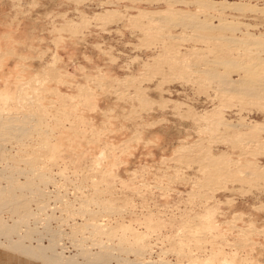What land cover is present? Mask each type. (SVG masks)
<instances>
[{"label":"rangeland","instance_id":"1","mask_svg":"<svg viewBox=\"0 0 264 264\" xmlns=\"http://www.w3.org/2000/svg\"><path fill=\"white\" fill-rule=\"evenodd\" d=\"M206 1L246 7L0 0V222L14 227L12 240L45 245L59 264H264V101L199 81L203 60L227 59L228 49L210 53L191 27L230 22L239 46L228 43V72L213 69L264 88V53L252 70L238 53L246 33L264 40V0ZM213 107L241 120L240 138L261 137L242 158L244 181H227L219 160L238 151L207 144ZM25 256L0 247V264L42 263Z\"/></svg>","mask_w":264,"mask_h":264},{"label":"bare ground","instance_id":"2","mask_svg":"<svg viewBox=\"0 0 264 264\" xmlns=\"http://www.w3.org/2000/svg\"><path fill=\"white\" fill-rule=\"evenodd\" d=\"M196 2V1H195ZM196 5H198L199 6V8H200V10L202 9V10H214V12L217 10V11H222V9L224 10V9H226L227 7H229V8H231V9H237V10H242L243 8H245L246 7V5L245 4H242V3H237V2H214V1H199V0H197V4ZM198 8V9H199ZM258 8H256V7H254V10H257ZM199 10V11H200ZM182 13V12H181ZM185 13V12H184ZM204 13V12H203ZM188 14V13H187ZM187 14H185V15H187ZM190 14V13H189ZM220 14V13H219ZM218 14V12H217V15H219ZM161 15V14H160ZM194 15V14H193ZM193 15L191 16V17H193ZM147 16V15H146ZM188 16V15H187ZM152 17V16H151ZM154 17V16H153ZM191 17L189 18V19H191ZM148 18H150V16L148 17ZM211 18V17H210ZM222 19L223 18H221L220 17V20H219V22L216 24V25H210V23H207V24H209L208 26H207V28L205 29L203 26H201V25H204L203 23H205V22H207V20L205 21V22H203L202 20V22L200 23V22H198V21H194L193 20V24L192 25H194V22H196V23H200L201 25L200 26H198V25H196V26H198V27H196V26H191L194 30L193 31H196V30H198V31H200V30H202V32H198L197 31V33L195 32V35H196V38L198 37V38H200V39H202L203 41H205V42H207L208 43V46H210V42H212V46L209 48V52L211 53H216V50L217 51H220L221 49H228V51H224V52H226V55H228L227 56V59H221L220 61H210L209 59H205V60H203V61H205V63L204 64H206V65H208V67H209V69H208V67L206 68L207 70H205L204 71V69H202V71L200 72L201 73V75L199 74V76H198V78H199V81L200 80H203V77L202 76H204V78H208L207 80H210V79H214V80H216L215 82H219L223 87H224V89L226 88L227 90H228V92L230 91V92H232V91H234L233 92V94H231V96L233 97V95L234 96H238V98H240L241 100H243V96H252L250 99L251 100H253L254 98H257V97H262V99H263V101H264V88H259V87H261V86H258V83L260 82V81H258V80H253V81H245V80H243V79H241V76H240V78L239 79H235V80H237V81H227V78L224 76V75H222L220 72H217L218 70H214L213 69V67H215L216 65H218V66H221V65H223V68H226L225 70H226V72H228V70H227V68H228V66L227 65H230V59H228V57L230 58V54H231V52L229 53V48H228V45L231 43V44H235V47H238V46H236V43H234V41H235V37H233V35H231V33L230 34H228V32H226L227 30H229V28L230 29H234V28H231V27H234V26H231L230 25V22L229 23H227L226 22V20H223L222 21ZM225 19V18H224ZM150 20H152V18L150 19ZM211 20V19H210ZM190 21H192V19L190 20ZM189 21V22H190ZM160 22V21H159ZM186 23V22H185ZM150 24H151V22H150ZM150 24H149V26H150ZM180 24V23H179ZM188 24V23H187ZM186 24V25H187ZM206 24V23H205ZM152 25V24H151ZM181 25V24H180ZM191 25V24H190ZM179 26V25H178ZM182 27H185V25L183 24V26ZM187 27V26H186ZM185 27V28H186ZM189 27V26H188ZM190 27V28H191ZM197 29H196V28ZM246 27V26H245ZM150 28V27H149ZM203 28L205 29V31H203ZM218 29V30H216L215 31V29ZM231 31V30H230ZM218 34H217V33ZM154 36V35H153ZM194 36V35H193ZM246 38L245 39H242L243 41H244V49H242V47L243 46H241V49L240 50H242V51H240V52H238L240 55H241V59L243 58V60H246V62L248 63L249 62V65L248 64H246V67L245 68H247L248 66V68H250L251 70H252V67H253V65H254V63H253V65H251L252 67H250V63H252V60L253 61H256V59L258 58V56L260 55L258 52H262V53H264V48H261V47H259L260 46V44H259V41H263L264 42V40L263 39H259L258 40V42H257V38L255 39V38H252L251 37V35L250 34H247L246 33ZM156 37V36H155ZM150 38H151V36H150ZM241 38V37H240ZM255 39L256 41L255 42H257V44L256 45H258V46H255V45H253L252 44V42H251V40L252 39ZM218 39V40H217ZM236 40H238V39H236ZM242 40H239V41H242ZM238 41V42H239ZM179 42V41H178ZM202 42V41H201ZM235 42H237V41H235ZM254 42V43H255ZM203 43V42H202ZM229 43V44H228ZM242 43V42H241ZM240 42L238 43V44H241ZM184 44V43H183ZM253 45V46H252ZM230 46V45H229ZM191 48V47H190ZM194 48V47H193ZM204 48V47H203ZM207 48V47H206ZM192 49V48H191ZM195 49V48H194ZM234 49V48H233ZM180 50V49H179ZM193 50V49H192ZM192 50H189V53H190V51H192ZM235 50H236V48H235ZM194 52H195V50H194ZM237 52V51H236ZM191 53H193V52H191ZM233 54H235V52L233 53ZM232 54V55H233ZM259 54V55H258ZM193 55H195V53H193ZM236 55H237V53H236ZM207 57V56H206ZM234 57H235V55H234ZM203 58V57H202ZM239 59H240V57H238ZM185 59V58H184ZM204 59V58H203ZM238 59V60H239ZM240 59V60H241ZM186 60V59H185ZM212 60V59H211ZM251 61V62H250ZM188 62V61H187ZM246 62H243L244 64L246 63ZM192 63H194V62H192ZM242 63V62H241ZM242 63V64H243ZM187 64V63H186ZM196 64H197V62H196ZM213 64H214V66H213ZM241 64V65H242ZM182 65H185V64H182ZM191 65V64H190ZM203 65V64H202ZM239 65V64H238ZM225 66V67H224ZM237 66V65H236ZM184 67V66H183ZM185 67H186V65H185ZM242 67V66H241ZM241 67H240V69H241ZM189 68H191V67H189ZM218 68V67H217ZM244 68V69H245ZM216 69V68H215ZM243 69V68H242ZM250 69H248L249 71H250ZM196 70V69H195ZM198 71H199V69H197ZM247 70V69H246ZM186 71V70H185ZM224 71V70H223ZM243 71V70H242ZM195 72V71H194ZM193 72V73H194ZM244 72L246 73V71L244 70ZM184 73V72H183ZM186 73V72H185ZM225 73V72H224ZM192 74V73H191ZM222 76H224V77H221V75ZM186 76V75H185ZM194 76V75H193ZM202 78H201V77ZM182 77V76H181ZM192 77V76H191ZM196 78H197V76H195ZM198 78H197V81H198ZM201 78V79H200ZM226 78V79H225ZM182 79V78H181ZM194 79V82H196L195 80V78H193ZM192 80V79H191ZM205 81H206V79H204ZM255 81H257V82H255ZM190 82H193V81H190ZM232 82V83H231ZM263 81H261V83H262ZM201 82H199L198 84H200ZM205 83V82H204ZM210 83V82H209ZM260 83V84H261ZM264 83V82H263ZM192 84H194V83H192ZM197 84V85H198ZM195 85H196V83H195ZM205 85V84H204ZM199 86V85H198ZM206 86V85H205ZM213 86V85H212ZM200 88H205L204 86L202 87V85L201 86H199ZM210 87H211V85H210ZM215 87V86H214ZM222 87V88H223ZM263 87V86H262ZM207 89H209V87L207 88ZM226 90V91H227ZM213 91V90H212ZM211 94V93H210ZM228 95H230V94H228ZM208 96V95H207ZM210 96V95H209ZM230 96V97H231ZM237 96H236V98H237ZM226 97V96H225ZM254 97V98H253ZM253 98V99H252ZM213 99V98H212ZM245 99V98H244ZM246 99H247V97H246ZM209 100V99H208ZM230 100V99H229ZM240 100V101H241ZM248 100V99H247ZM255 100V99H254ZM253 100V101H254ZM261 100V99H260ZM219 101V100H218ZM225 102V101H224ZM228 102H231V101H228ZM228 102H227V104H228ZM245 102H247V101H245ZM244 102V103H245ZM251 103H252V101H251ZM224 104V103H223ZM231 104V103H230ZM233 104V103H232ZM262 104L264 105V102H262ZM180 105V104H179ZM229 105V104H228ZM228 105H226L227 107H228ZM239 105H241V104H239ZM251 106V105H250ZM224 107H225V105H224ZM239 107V106H238ZM241 107L242 106H240V110H238V111H242V109L244 108H242L241 109ZM264 107V106H263ZM216 108L217 107H213V109L211 110V112H209V113H205V115L206 114H208V116L207 117H209V118H207V119H210V120H208L209 122H211V124L208 122V126L209 127H205V125H204V128H208V129H210V130H205L204 128H203V130H205L206 132L208 131H210V132H212V131H215V133L214 132H212L213 134L211 135V138H212V140H211V142L209 143V142H207V144H210V146H211V144H212V146H214L213 144L215 143V144H221V145H225L226 147L225 148H229L230 150L232 149V152H233V149H235L236 151H238V154L239 155H241V156H237L236 155V157H237V159H234V157H235V155L234 156H231V154H230V156L231 157H233V158H230L229 156V162H227L226 160L228 159H226L225 161L223 160L222 161V157H223V154L222 155H220L219 154V156H222L221 158H219V157H217L216 156V158L215 157H213V160H212V163L213 162H215V160L217 161L218 159L217 158H219V160H221L220 161V163L222 162L223 163V169L225 170L224 171V174H225V177H226V179H227V181H231V183L233 182V183H235V181L236 182H238L237 180H243V178L242 177H244V175H245V178H247L246 176L248 175L247 174V171H245L246 170V167L248 166H250V164L249 163H246V158L248 157L247 156V154H249L250 153V155L252 154V152L253 151H255V150H251L253 147H252V145H254L255 144V148H257L256 147V145H258L260 142H261V137L260 136H258V134L257 135H252L251 133H249V131H247V132H244V133H246V138H240V136L239 135H237V133L239 134V131H237L238 129H241L243 126H242V124H241V120L239 121V118H238V121H232L231 119H226V118H224V117H222V115H221V113L219 112V111H217V110H219V109H217L216 110ZM221 109V108H220ZM239 112V113H240ZM220 113V114H219ZM238 114V113H237ZM178 116V115H177ZM240 116H242V115H240ZM199 118V117H198ZM203 118H205V116L203 117ZM202 118V119H203ZM227 118H228V116H227ZM240 119H242V117L240 118ZM196 120V119H195ZM198 121V120H197ZM196 122V121H195ZM205 122V121H204ZM207 122V121H206ZM198 123V122H197ZM179 124V123H178ZM207 124V123H206ZM211 126H210V125ZM182 127V126H181ZM239 127V128H238ZM238 128V129H237ZM198 129H199V127H198ZM237 129V130H236ZM258 129H260V128H258ZM264 129V128H263ZM199 130H202V129H199ZM202 130V131H203ZM205 131H203V132H201L200 131V133H201V135L203 134V135H205L206 136V134L208 133H205ZM260 131H261V129H260ZM260 131H258V133L260 132ZM262 131H264V130H262ZM230 132H234V133H236V134H234V136H232V138L231 137H229V136H227V134L228 133H230ZM241 133H243V132H241ZM210 133H208L207 134V138H208V136H210L209 135ZM228 135H231V134H228ZM233 135V134H232ZM252 135V136H251ZM243 136V135H242ZM201 139V138H200ZM210 138H208V140H209ZM206 140V139H205ZM199 141H198V139H197V141H196V143H198ZM256 143H258V144H256ZM264 143V142H263ZM262 143V144H263ZM198 146H199V144H197ZM218 146V145H217ZM251 148V149H250ZM254 149V148H253ZM215 150V149H214ZM220 150V149H219ZM234 150V151H235ZM235 151V152H236ZM257 151H258V149H257ZM213 152V151H212ZM211 152V153H212ZM224 153V152H223ZM231 153V152H230ZM255 153V152H254ZM253 153V154H254ZM214 154V153H213ZM216 154V153H215ZM224 154H226V153H224ZM227 155V154H226ZM208 157H210V155L208 156ZM235 157V158H236ZM205 158V157H204ZM207 158V157H206ZM246 159V160H243V159ZM254 158V157H253ZM202 159V158H201ZM223 159H224V157H223ZM210 160V159H209ZM209 160H208V162H209ZM218 162V161H217ZM242 162H245V163H242ZM211 163V161H210V163L208 164V165H211L212 164ZM216 163V162H215ZM219 164V163H218ZM214 165V164H213ZM252 165V164H251ZM255 165V164H254ZM212 166V165H211ZM215 167L217 166V165H214ZM219 166V165H218ZM221 166H222V164H221ZM257 166V165H256ZM217 168V167H216ZM253 170H254V168H252ZM252 170V171H253ZM219 171V170H218ZM251 171V170H250ZM251 171V172H252ZM220 172V171H219ZM259 172V171H258ZM242 173L244 174V175H242ZM248 173H249V171H248ZM221 174V173H220ZM250 174V173H249ZM253 175H255V173H253ZM252 175V176H253ZM249 176V175H248ZM251 176V175H250ZM259 176V175H258ZM258 176H257V178H258ZM261 176V175H260ZM259 176V177H260ZM244 178V180H246ZM250 177H248V179H249ZM254 179V178H253ZM252 179V180H253ZM261 179V178H260ZM243 180V181H244ZM251 180V179H250ZM264 180V179H263ZM255 181V180H254ZM12 182V181H11ZM232 183V184H233ZM240 183H243V182H240ZM246 183V182H245ZM14 182H13V187H14ZM248 184H249V182H248ZM257 184V183H256ZM11 185H10V187H11ZM28 184H25V186H27ZM9 186V185H8ZM250 187V186H249ZM252 187V186H251ZM242 189V188H241ZM6 191V190H5ZM4 191V192H5ZM244 191V190H243ZM0 192H2V191H0ZM7 192V191H6ZM5 192V193H6ZM7 194V193H6ZM9 194V193H8ZM243 194V193H242ZM1 195H3V194H1ZM5 195V194H4ZM11 195V194H10ZM1 197V196H0ZM2 198H3V196H2ZM0 198V205H1V201L3 200V199H5V198H7V197H5V198ZM2 199V200H1ZM6 200V199H5ZM7 201V200H6ZM9 201V200H8ZM12 201V200H11ZM3 202H4V200H3ZM4 204V203H3ZM13 228L14 227H8V226H5L2 222H0V235L1 236H4L5 238H8V239H6V242H8V244L6 243V244H4L3 243V241L1 242L0 241V247H2L3 249L5 248V249H9V250H11V252L12 251H16L17 253H21V254H24V256L27 258V257H30V258H34V259H38L40 262H42V263H40V264H59L58 262L61 260L62 261V258H61V256L60 255H58L56 252H53V250H51V253L50 254H47L46 253V251H47V249L48 248H44L45 247V245L42 247V246H40L39 245V242H38V244L35 246H27V245H25V244H23V241L22 240H19V239H17V240H12L11 238H10V235L13 233L12 232V230H13ZM12 232V233H11ZM21 237V236H20ZM19 237V238H20ZM4 238V239H5ZM21 239V238H20ZM5 241V240H4ZM51 241V240H50ZM52 242H50L48 245L49 246H52ZM56 245V244H55ZM55 245L53 244V246H54V248H55ZM48 246V247H49ZM52 246V247H53ZM51 247V248H52ZM103 247V246H102ZM51 248H49V249H51ZM53 249V248H52ZM100 256V255H99ZM102 257V256H101ZM96 258H97V256H96ZM37 260V261H38ZM93 260V259H92ZM88 261V260H87ZM89 261H91V259L89 260ZM92 262V261H91ZM61 263V262H60ZM89 263V262H88ZM87 263V264H88Z\"/></svg>","mask_w":264,"mask_h":264}]
</instances>
